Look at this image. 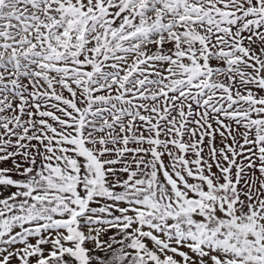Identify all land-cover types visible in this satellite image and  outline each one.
I'll return each instance as SVG.
<instances>
[{
  "label": "snow or ice",
  "instance_id": "1",
  "mask_svg": "<svg viewBox=\"0 0 264 264\" xmlns=\"http://www.w3.org/2000/svg\"><path fill=\"white\" fill-rule=\"evenodd\" d=\"M0 264H264V0H0Z\"/></svg>",
  "mask_w": 264,
  "mask_h": 264
}]
</instances>
